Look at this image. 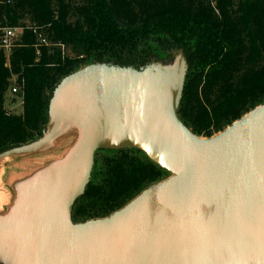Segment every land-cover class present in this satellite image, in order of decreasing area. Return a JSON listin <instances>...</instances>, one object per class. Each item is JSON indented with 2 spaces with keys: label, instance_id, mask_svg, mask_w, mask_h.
I'll return each mask as SVG.
<instances>
[{
  "label": "trees",
  "instance_id": "trees-1",
  "mask_svg": "<svg viewBox=\"0 0 264 264\" xmlns=\"http://www.w3.org/2000/svg\"><path fill=\"white\" fill-rule=\"evenodd\" d=\"M6 28L20 32L0 48V152L39 139L56 86L91 64L170 69L181 52L177 116L197 137L264 104V0H0ZM12 78L19 114L4 104ZM169 175L139 149H98L71 221L107 217Z\"/></svg>",
  "mask_w": 264,
  "mask_h": 264
},
{
  "label": "water",
  "instance_id": "water-1",
  "mask_svg": "<svg viewBox=\"0 0 264 264\" xmlns=\"http://www.w3.org/2000/svg\"><path fill=\"white\" fill-rule=\"evenodd\" d=\"M185 70L181 52L170 69L85 66L56 86L42 136L0 152L1 162L42 150L63 107L69 104L67 117L83 108L80 145L89 167L62 211L68 232L82 238L70 248L88 253L90 264H221L250 252L264 257V104L210 138L197 137L177 116ZM73 87L78 92H68ZM118 148L141 150L169 177L107 217L73 224L71 208L89 181L95 151Z\"/></svg>",
  "mask_w": 264,
  "mask_h": 264
},
{
  "label": "crops",
  "instance_id": "crops-1",
  "mask_svg": "<svg viewBox=\"0 0 264 264\" xmlns=\"http://www.w3.org/2000/svg\"><path fill=\"white\" fill-rule=\"evenodd\" d=\"M20 103L22 105L21 99ZM90 128L93 134L97 133V126L95 128L93 123L90 124ZM64 129L65 125L59 126L56 131L58 132L56 141L54 143H49L51 146L47 145L46 148H43V150L35 153H42L57 147L63 136ZM55 136L56 133L53 136L54 139ZM82 149V146L79 144L72 157L63 163L47 168L44 173L37 175L35 179H30L28 182L29 184L26 187V192L31 190V193H33L34 196L41 192H43L42 194L46 193L45 195L48 199L45 200V198H43V201H41L43 202V206L46 205V209L55 208L63 210L66 197L69 195V193H72L76 188L81 186L89 167V157L85 154L84 149ZM18 180L20 181L21 178L19 177L17 181ZM41 183L43 184L39 185ZM14 188L16 189V184L14 185ZM25 205L26 204L23 200L20 203V206H18L20 211H22V207H25ZM21 217V215H17L10 218L5 217L4 220L3 218H0V245L4 247L3 251L0 252V264H90V262H92L90 259H87L89 256L88 253L70 248L71 244L73 243L79 244L82 238L77 237V235H71L68 232L69 227L62 232L60 239H53L52 235L44 234L41 225L39 226V230L36 228L38 224H41V221L38 222V220L36 221V226L34 227V229L36 228L37 234L34 232L35 239L32 242L37 250H35V252H31L29 250L30 244L27 243V233L28 230L31 233V235L29 234V242L31 243L33 240L31 238L33 232L30 227L28 228V226L25 225V220ZM51 222L52 224L56 225V222L53 220H51ZM22 223L24 226H22ZM51 239L54 240L52 243H50ZM44 244L47 245L42 247ZM1 256L4 259H2ZM6 257L12 258L10 262L5 263L7 260L5 259Z\"/></svg>",
  "mask_w": 264,
  "mask_h": 264
},
{
  "label": "rangeland",
  "instance_id": "rangeland-1",
  "mask_svg": "<svg viewBox=\"0 0 264 264\" xmlns=\"http://www.w3.org/2000/svg\"><path fill=\"white\" fill-rule=\"evenodd\" d=\"M19 32L20 30H18L17 37L19 36ZM177 60H179L178 56L176 62ZM163 68L164 67H162V69ZM13 80L14 78H12L11 81ZM68 92H78V88L73 87ZM4 100L5 108L6 110L8 109L11 114L21 113L22 105L20 103V98L16 94L12 95L6 92ZM68 105L69 104L65 105L60 111L59 119H64L63 121H65V123H62L63 125L61 124V126L65 125V129L57 147L42 153H30L10 157L0 162V218H3V220L5 217L10 218L15 216L19 208L18 206H20V201L24 199V189L28 184L25 182L32 178L35 179L38 174L44 173L47 168L63 163L76 152L83 139V132L85 129L81 118V110L83 111V108L79 109L77 107V110H75V112L73 111V114L69 113L67 117L65 114L67 115L68 113ZM19 177L21 180L17 181ZM15 184L16 189L14 188ZM21 184H24L22 189L18 187ZM243 254L244 253L235 254L230 257L229 262L221 264H264V257L255 256L251 252L247 255ZM1 258L4 259L2 256ZM5 259L7 260L4 262L8 263L12 258L6 257Z\"/></svg>",
  "mask_w": 264,
  "mask_h": 264
},
{
  "label": "bare ground",
  "instance_id": "bare-ground-1",
  "mask_svg": "<svg viewBox=\"0 0 264 264\" xmlns=\"http://www.w3.org/2000/svg\"><path fill=\"white\" fill-rule=\"evenodd\" d=\"M63 120L64 119H60V121H58V123H57L58 128H59V126H61L62 123H65V121H63ZM57 136H58V132H56L55 139L52 138V140H50L49 143H54L56 141V139H57ZM28 182L29 181H27L26 183H28ZM24 184L20 185V189L23 188ZM28 184H27V186H28ZM42 184L43 183H41L39 185H42ZM42 193L43 192H41V193H39V194L34 196V194L31 193V190L29 192H26V188H25L24 189V194H23L24 195V199H22V201L24 200L26 205H25V207H22V211H20V209L18 208L17 211H16V214H15V216L21 215L22 216L21 218L25 220V223H26L25 225L28 226V228L30 227L32 229L33 234L31 236V238L33 240L31 241V243L29 242V237H30L31 233H30L29 230H28V233H27V238H28V242L27 243L30 244V249L29 250L31 252H35V250H37V248L32 244V242L35 239L34 232L36 233V228L39 230V226L40 225H41V228H42V231L44 232V234L52 235L53 239L54 238L60 239L61 235H62V232L65 229H68L67 223L64 222V214H63L62 210L55 209V208H47L46 209V207H45L46 205L43 206V202H41V201H43V198H45V200L48 199V198H46L47 197L45 195L46 193H44V194H42ZM22 201H20V203ZM15 216H13V217H15ZM37 220H38V222L41 221V224H38L36 226L35 223H36ZM51 220L56 222L55 223L56 225L52 224ZM21 222H22V220H21ZM23 223H24V221H23ZM23 223H22V226H24ZM35 226H36V228L34 229ZM17 232H18V230H17ZM53 241L54 240L51 239L50 243H52ZM45 245H47V244H44L42 247H44ZM3 249H4V247L1 246L0 252H2Z\"/></svg>",
  "mask_w": 264,
  "mask_h": 264
},
{
  "label": "built area",
  "instance_id": "built-area-1",
  "mask_svg": "<svg viewBox=\"0 0 264 264\" xmlns=\"http://www.w3.org/2000/svg\"><path fill=\"white\" fill-rule=\"evenodd\" d=\"M17 28H6L2 30V34L0 36V48L4 50L6 54H8L9 50L14 44L15 38L17 37L18 34ZM39 41L41 43H46L45 39L39 36ZM20 86L12 81L11 85L9 86L7 92L10 94L14 95L18 92ZM7 113H10L9 110H6Z\"/></svg>",
  "mask_w": 264,
  "mask_h": 264
}]
</instances>
